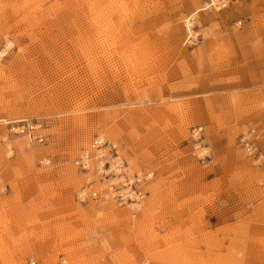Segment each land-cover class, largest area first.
<instances>
[{
	"label": "rangeland",
	"instance_id": "obj_1",
	"mask_svg": "<svg viewBox=\"0 0 264 264\" xmlns=\"http://www.w3.org/2000/svg\"><path fill=\"white\" fill-rule=\"evenodd\" d=\"M218 1L0 0V264H264V0Z\"/></svg>",
	"mask_w": 264,
	"mask_h": 264
},
{
	"label": "built area",
	"instance_id": "obj_2",
	"mask_svg": "<svg viewBox=\"0 0 264 264\" xmlns=\"http://www.w3.org/2000/svg\"><path fill=\"white\" fill-rule=\"evenodd\" d=\"M217 4H211L210 8L215 9L216 11L221 10L226 6L224 0H219L216 2ZM8 130L14 134H21L26 136L30 141L36 142H43L44 141V134L41 133L43 130V122L40 119H33V118H20L17 120H12L8 123ZM201 131V128H196L193 130V134L197 135ZM260 133L257 132L255 129H250L245 133H242L239 138V145L245 150V152L251 156L252 158L257 157V160L261 157L260 155V145H261V137ZM106 149H111L116 154V147L108 143L102 137H96L90 145L89 149H85L82 151L81 155L77 159L76 163L78 167L82 170H87L92 161H94L96 170L98 174H103L104 172H113L115 169L116 164H111L110 162H105L106 154L104 151ZM94 152V156L90 154V152ZM117 158V157H116ZM92 160V161H91ZM107 164V167H105ZM106 174V173H105ZM151 176L150 173L144 174L142 180L149 178ZM114 182L107 183V192L106 195L115 200L120 206H137L140 203V199L142 194L137 191L133 190H117L115 188ZM131 190V188H129ZM92 196H96V192L92 193ZM136 197L135 200L131 197ZM81 200L88 198V196H84L83 194L80 196ZM34 264V263H32ZM60 264H66L64 260Z\"/></svg>",
	"mask_w": 264,
	"mask_h": 264
},
{
	"label": "bare ground",
	"instance_id": "obj_3",
	"mask_svg": "<svg viewBox=\"0 0 264 264\" xmlns=\"http://www.w3.org/2000/svg\"><path fill=\"white\" fill-rule=\"evenodd\" d=\"M204 4H205V3H204ZM100 9H101V8H100ZM102 9H103V8H102ZM102 9H101V10H102ZM135 12H136V11H135ZM103 14H104V13H103ZM144 15H145V14H144ZM102 16H103V15H102ZM131 16H132V15H131ZM134 19H135V17H134ZM138 19H139V18H138ZM106 22H107V21H106ZM111 23H112V22H111ZM104 24H105V23H104ZM113 24H114V23H113ZM100 27H101V26H100ZM100 27H99V28H100ZM122 27H123V26H122ZM102 31H103V30H102ZM99 32H100V31H99ZM121 33H122V32H121ZM100 34H101V33H100ZM114 34H115V33H114ZM123 34H124V33H123ZM105 36H106V35H105ZM114 36H115V35H114ZM112 37H113V36H112ZM102 44H103V43H102Z\"/></svg>",
	"mask_w": 264,
	"mask_h": 264
}]
</instances>
